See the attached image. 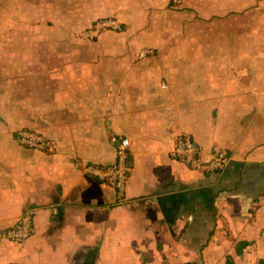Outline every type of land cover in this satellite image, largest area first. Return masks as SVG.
<instances>
[{
  "label": "crops",
  "instance_id": "0c3cea01",
  "mask_svg": "<svg viewBox=\"0 0 264 264\" xmlns=\"http://www.w3.org/2000/svg\"><path fill=\"white\" fill-rule=\"evenodd\" d=\"M108 17L122 31L75 36ZM180 134L226 168L171 159ZM112 136L121 205L84 172ZM27 208L35 233L6 240ZM0 264H264V0H0Z\"/></svg>",
  "mask_w": 264,
  "mask_h": 264
},
{
  "label": "built area",
  "instance_id": "2783aa9c",
  "mask_svg": "<svg viewBox=\"0 0 264 264\" xmlns=\"http://www.w3.org/2000/svg\"><path fill=\"white\" fill-rule=\"evenodd\" d=\"M170 1L174 5H179L185 0ZM122 29L117 19L108 17L94 21L75 36L83 40H95L104 32H120ZM15 140L19 146L24 148L50 153L54 151L50 140L29 129L18 130L15 133ZM110 141L114 150V162L109 165L87 164L84 166V172L94 180L112 188L116 204L121 205L125 201L126 185L132 169L129 141L120 136H112ZM169 156L189 170L199 173H220L229 162L227 153L217 147L213 148L204 158L202 149L186 134H180L174 138ZM36 214L37 208H27L13 226L5 232L4 238L12 243H21L32 236L35 233Z\"/></svg>",
  "mask_w": 264,
  "mask_h": 264
}]
</instances>
